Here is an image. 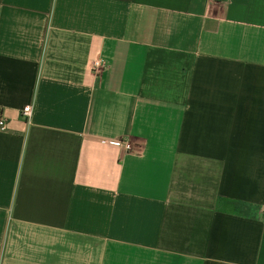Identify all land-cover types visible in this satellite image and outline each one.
I'll use <instances>...</instances> for the list:
<instances>
[{
    "label": "crops",
    "instance_id": "obj_1",
    "mask_svg": "<svg viewBox=\"0 0 264 264\" xmlns=\"http://www.w3.org/2000/svg\"><path fill=\"white\" fill-rule=\"evenodd\" d=\"M0 118V264H264V0H0Z\"/></svg>",
    "mask_w": 264,
    "mask_h": 264
},
{
    "label": "built area",
    "instance_id": "obj_2",
    "mask_svg": "<svg viewBox=\"0 0 264 264\" xmlns=\"http://www.w3.org/2000/svg\"><path fill=\"white\" fill-rule=\"evenodd\" d=\"M212 2H220L222 0H211ZM107 68V58L105 55L98 53L96 54L88 64L89 73L96 79L100 80L102 73ZM21 118L25 122L26 126L29 127L32 124V117H33V109L32 105H26L21 109ZM6 129L5 120L0 118V131H4ZM113 145L117 147H123L125 150H130L131 146L127 142L122 141H109Z\"/></svg>",
    "mask_w": 264,
    "mask_h": 264
}]
</instances>
